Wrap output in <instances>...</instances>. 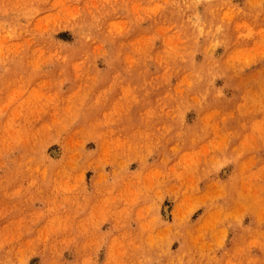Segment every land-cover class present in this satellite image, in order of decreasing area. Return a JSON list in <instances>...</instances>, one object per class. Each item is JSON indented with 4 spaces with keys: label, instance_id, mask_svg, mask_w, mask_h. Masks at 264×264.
Here are the masks:
<instances>
[{
    "label": "rangeland",
    "instance_id": "1",
    "mask_svg": "<svg viewBox=\"0 0 264 264\" xmlns=\"http://www.w3.org/2000/svg\"><path fill=\"white\" fill-rule=\"evenodd\" d=\"M0 264H264V0H0Z\"/></svg>",
    "mask_w": 264,
    "mask_h": 264
},
{
    "label": "bare ground",
    "instance_id": "2",
    "mask_svg": "<svg viewBox=\"0 0 264 264\" xmlns=\"http://www.w3.org/2000/svg\"><path fill=\"white\" fill-rule=\"evenodd\" d=\"M197 25V24H196ZM229 77V76H228ZM204 78H206L205 76H204ZM211 90V89H210ZM240 90V89H239ZM200 91V90H199ZM217 99V98H216ZM224 100V99H223Z\"/></svg>",
    "mask_w": 264,
    "mask_h": 264
}]
</instances>
